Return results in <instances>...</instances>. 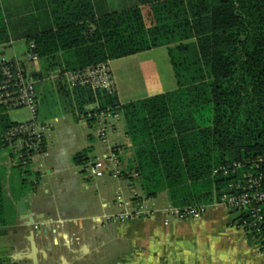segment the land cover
<instances>
[{"label": "trees", "instance_id": "trees-1", "mask_svg": "<svg viewBox=\"0 0 264 264\" xmlns=\"http://www.w3.org/2000/svg\"><path fill=\"white\" fill-rule=\"evenodd\" d=\"M54 14V26L27 40L50 67L76 71L169 50L178 82L171 93L121 104L116 94L59 83L74 114L122 115L134 153L124 177L142 198L167 193L174 207L211 206L222 185L217 166L264 156V0H140L102 16L92 0H59ZM8 31L0 7V44ZM14 124L0 111V152ZM19 153L20 162L35 154ZM89 153L74 162L88 164ZM4 213L0 185V225Z\"/></svg>", "mask_w": 264, "mask_h": 264}, {"label": "crops", "instance_id": "crops-1", "mask_svg": "<svg viewBox=\"0 0 264 264\" xmlns=\"http://www.w3.org/2000/svg\"><path fill=\"white\" fill-rule=\"evenodd\" d=\"M58 1L0 0L9 30L7 48L13 46V40L27 43L31 36L54 26ZM92 2L97 16L140 5V0ZM109 63L121 104L178 89L167 47ZM50 66L41 59L37 118L52 125L43 153L20 162L21 143H17L11 146L12 156L0 160L1 194L5 202L0 225V264H264V257L230 217L221 221L216 232L212 224L219 219L212 215L211 220L206 214L196 220L157 216L130 223H107L106 215L121 211L118 194L132 200L142 192L129 180L127 191L112 177L88 178L84 165H77L74 156L91 148L90 162H94L106 158L111 148H117L122 167L127 169L134 154L131 141L125 125L120 129L119 123L116 124L108 132V143H104L84 116L72 110L73 121H66L65 116L60 119L56 109L49 111L46 99L56 91L62 95L59 83L68 84L60 75L70 72L60 65ZM143 93L145 96H140ZM96 107L98 104L91 105L88 111ZM62 121L66 123L61 124ZM165 194L164 199L161 196L154 199L159 207L170 205ZM25 196L29 199L25 210L20 212L18 203Z\"/></svg>", "mask_w": 264, "mask_h": 264}, {"label": "built area", "instance_id": "built-area-1", "mask_svg": "<svg viewBox=\"0 0 264 264\" xmlns=\"http://www.w3.org/2000/svg\"><path fill=\"white\" fill-rule=\"evenodd\" d=\"M5 49L6 43L0 44V111L8 114L12 110L29 108L33 118L28 122L15 123L7 129L3 141L10 146L21 143L20 152L25 149L27 153H43L46 136L52 125L37 118V86L41 80V59L36 53V45H29L24 59H7L4 55ZM60 76L71 89L88 87L95 92L100 90L116 94V84L109 62ZM84 118L92 121L98 138L104 143H108V132L123 120L121 114L110 110L89 113ZM124 170L118 149L111 148L106 158L85 164L83 171L91 179H101L107 175L122 179L125 178ZM213 176L222 180V185L215 203L211 206L159 207L154 199L135 194L132 200H125L118 194L117 201L121 211L106 215L104 220L107 223H130L157 216H164L167 220H196L204 215L208 207L223 206L234 215V225L244 232L246 239L264 257V156L221 164L214 169Z\"/></svg>", "mask_w": 264, "mask_h": 264}, {"label": "rangeland", "instance_id": "rangeland-1", "mask_svg": "<svg viewBox=\"0 0 264 264\" xmlns=\"http://www.w3.org/2000/svg\"><path fill=\"white\" fill-rule=\"evenodd\" d=\"M28 48H29V44L26 43V41L24 40L14 41L13 40V46L5 49L4 55L7 59H12L15 57L19 59H24L25 53L28 51ZM140 96H145V95L143 93ZM45 105H46V108H48V110L51 112H53V110L56 109L58 112L57 115L60 117V119L63 116H65L67 119L66 121H70V120L73 121L72 118L74 115L72 113L71 106H69L68 102L63 97V95L59 94L57 91L50 94V96L45 101ZM8 118L10 119L11 122H14V123H24V122H28L32 120L33 114L29 108H22L19 110L10 111L8 113ZM64 123L66 122L62 121L61 124H64ZM124 125H125L124 120L119 122L120 129H122ZM57 131H58V126H57ZM93 133H95L96 135L95 130H93ZM12 154H13V147L11 146L6 147L0 152V160H3V159L8 160L12 156ZM106 177H112V180H115L116 182H120L121 187H124L125 189H127V191H129V187H128L129 181H127V179L121 180L120 178H116L112 175H107ZM135 186H136V189L140 191V185L136 183ZM160 196L163 197L164 199L166 194L162 193L159 195V197ZM204 214H206L207 217H211L212 215H214L215 219L216 218L219 219L218 222L216 220L215 222L213 221V224H212L213 232H216L220 229L221 221L223 223L224 218L227 219V217H230L232 219L234 216L230 214L223 206L208 207ZM214 218L211 217V220H214Z\"/></svg>", "mask_w": 264, "mask_h": 264}, {"label": "water", "instance_id": "water-1", "mask_svg": "<svg viewBox=\"0 0 264 264\" xmlns=\"http://www.w3.org/2000/svg\"><path fill=\"white\" fill-rule=\"evenodd\" d=\"M28 199H29L28 196H25V197L21 198L20 202L18 203V207H19L20 212L25 210L26 202L28 201Z\"/></svg>", "mask_w": 264, "mask_h": 264}]
</instances>
